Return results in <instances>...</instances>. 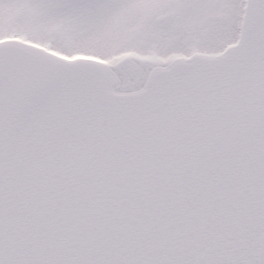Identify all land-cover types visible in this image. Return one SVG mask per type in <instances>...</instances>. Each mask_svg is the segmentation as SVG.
<instances>
[{
	"label": "snow or ice",
	"instance_id": "6c2138e0",
	"mask_svg": "<svg viewBox=\"0 0 264 264\" xmlns=\"http://www.w3.org/2000/svg\"><path fill=\"white\" fill-rule=\"evenodd\" d=\"M0 264H264V0H0Z\"/></svg>",
	"mask_w": 264,
	"mask_h": 264
}]
</instances>
